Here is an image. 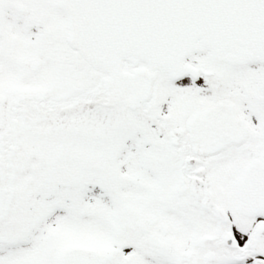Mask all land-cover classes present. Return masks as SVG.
<instances>
[{"label": "snow or ice", "instance_id": "snow-or-ice-1", "mask_svg": "<svg viewBox=\"0 0 264 264\" xmlns=\"http://www.w3.org/2000/svg\"><path fill=\"white\" fill-rule=\"evenodd\" d=\"M0 264H264V0H0Z\"/></svg>", "mask_w": 264, "mask_h": 264}]
</instances>
